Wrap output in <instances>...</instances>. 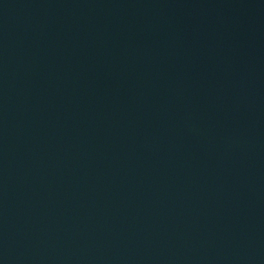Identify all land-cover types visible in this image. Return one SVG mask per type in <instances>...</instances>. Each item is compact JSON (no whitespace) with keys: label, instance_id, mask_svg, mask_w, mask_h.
<instances>
[{"label":"water","instance_id":"95a60500","mask_svg":"<svg viewBox=\"0 0 264 264\" xmlns=\"http://www.w3.org/2000/svg\"><path fill=\"white\" fill-rule=\"evenodd\" d=\"M0 264H264V0H0Z\"/></svg>","mask_w":264,"mask_h":264}]
</instances>
